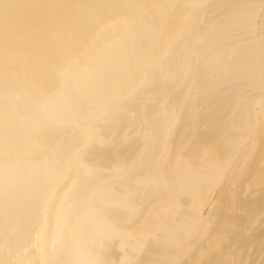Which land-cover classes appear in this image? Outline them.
I'll use <instances>...</instances> for the list:
<instances>
[{
	"label": "snow or ice",
	"instance_id": "1",
	"mask_svg": "<svg viewBox=\"0 0 264 264\" xmlns=\"http://www.w3.org/2000/svg\"><path fill=\"white\" fill-rule=\"evenodd\" d=\"M0 264H264V0H0Z\"/></svg>",
	"mask_w": 264,
	"mask_h": 264
},
{
	"label": "bare ground",
	"instance_id": "2",
	"mask_svg": "<svg viewBox=\"0 0 264 264\" xmlns=\"http://www.w3.org/2000/svg\"><path fill=\"white\" fill-rule=\"evenodd\" d=\"M66 2L71 3H88V2H101V0H66ZM136 2H158V3H212L217 2V0H136ZM259 102V97L257 96V103ZM258 164V162H257ZM257 209L259 208L260 201L257 199L255 201ZM243 210V209H242ZM257 240L261 238L259 230H257ZM119 249V245L117 246ZM258 258V257H257ZM189 259V258H185Z\"/></svg>",
	"mask_w": 264,
	"mask_h": 264
}]
</instances>
